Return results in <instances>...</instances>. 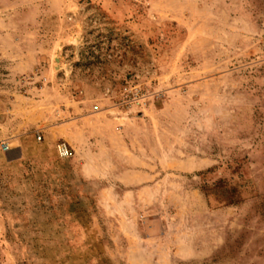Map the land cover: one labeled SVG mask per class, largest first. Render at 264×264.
Instances as JSON below:
<instances>
[{"label":"rangeland","instance_id":"obj_1","mask_svg":"<svg viewBox=\"0 0 264 264\" xmlns=\"http://www.w3.org/2000/svg\"><path fill=\"white\" fill-rule=\"evenodd\" d=\"M1 143L0 264H264V0H0Z\"/></svg>","mask_w":264,"mask_h":264},{"label":"built area","instance_id":"obj_2","mask_svg":"<svg viewBox=\"0 0 264 264\" xmlns=\"http://www.w3.org/2000/svg\"><path fill=\"white\" fill-rule=\"evenodd\" d=\"M36 139L39 141L41 139L40 135H37ZM0 149L5 152L8 150V146L5 143H1ZM54 150L57 158L61 160H67L73 156L72 150L63 142L56 143Z\"/></svg>","mask_w":264,"mask_h":264}]
</instances>
